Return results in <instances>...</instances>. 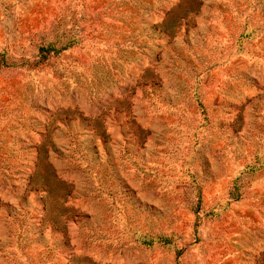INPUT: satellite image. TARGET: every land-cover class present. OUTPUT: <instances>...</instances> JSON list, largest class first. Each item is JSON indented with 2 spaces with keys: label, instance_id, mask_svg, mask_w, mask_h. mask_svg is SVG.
Instances as JSON below:
<instances>
[{
  "label": "rangeland",
  "instance_id": "rangeland-1",
  "mask_svg": "<svg viewBox=\"0 0 264 264\" xmlns=\"http://www.w3.org/2000/svg\"><path fill=\"white\" fill-rule=\"evenodd\" d=\"M0 264H264V0H0Z\"/></svg>",
  "mask_w": 264,
  "mask_h": 264
}]
</instances>
